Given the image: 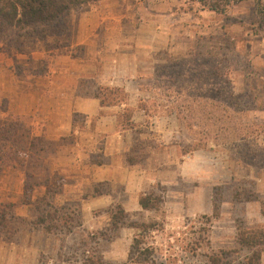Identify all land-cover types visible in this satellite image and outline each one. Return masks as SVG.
Returning <instances> with one entry per match:
<instances>
[{"label":"crops","instance_id":"0c3cea01","mask_svg":"<svg viewBox=\"0 0 264 264\" xmlns=\"http://www.w3.org/2000/svg\"><path fill=\"white\" fill-rule=\"evenodd\" d=\"M118 1L102 0L73 12L67 35L59 41L65 47L60 50L63 54L59 48L46 49L39 43L23 52L4 51L0 45V117L25 119L32 137L56 145L43 155L42 167L31 169L34 180L40 182L33 184L30 202L55 189L54 203L77 207L82 228L89 232L108 227L106 211L115 205L132 215V221L140 215L149 219L153 215L143 209L141 199L152 188L169 185L181 193L184 171L190 169L191 184L197 185L202 179L200 160L220 164L212 151L215 140H210L205 153L199 149L184 152L185 145L194 142L191 136L183 140L184 124L166 123L165 115H151L143 108L154 99L152 78L166 58L153 55L155 26L148 25L147 34L140 31L137 41L128 35ZM105 89L117 90L124 98L104 104ZM126 112L131 113L129 118ZM238 128L226 131L229 138L217 142L224 149L223 182L231 188L226 202L228 223L235 231L234 216L240 207L247 226L264 229V167L258 165L256 143L250 144V136L247 141L248 127ZM248 143L255 149L250 155L244 153ZM26 175L27 170L5 169L0 179V203L14 206L23 218L29 216V206L23 202ZM206 177L208 188L215 191L220 176L211 173ZM245 183L256 198L236 205L234 195ZM174 205L180 217L183 205ZM137 235L135 228H123L106 251L101 247L104 260L125 261ZM60 241L36 232L28 233L21 244L0 242V264H39L42 254L52 264L60 252Z\"/></svg>","mask_w":264,"mask_h":264},{"label":"rangeland","instance_id":"374dc122","mask_svg":"<svg viewBox=\"0 0 264 264\" xmlns=\"http://www.w3.org/2000/svg\"><path fill=\"white\" fill-rule=\"evenodd\" d=\"M207 1L211 3L215 0ZM118 2V9L123 10L120 14L121 23L127 27L128 35H131L135 41L138 40L140 31L148 33L151 29L148 25L156 27L152 33L154 36L152 42L156 47L153 55L156 58H166V61L171 64L177 62L175 68L169 70L170 75L179 72L180 69L187 71L193 66L196 68L197 65L208 63L209 68L207 67L208 70L205 72L210 76L217 63L221 62V72H225L230 78L229 90L240 95H249L242 98L241 109L244 110L241 113L242 123H246L248 127L247 141L249 142L250 136V144L256 143L257 156H261L257 158L258 165L264 167V80H262V77L264 78V21L258 12L256 0L233 2L225 7L222 13L203 6L200 0H119ZM262 2L264 5V0ZM84 8L88 6L82 9ZM27 45L24 46V51ZM1 50L10 49L3 47ZM187 79L185 76L177 78L175 84L177 91L175 87L170 88L171 83L167 81L164 84L166 88L159 92L162 106L160 115H165L166 123H209L212 119L216 121L215 123H222V117L218 113L208 111L204 102L199 101L195 113L189 111V106L185 109L187 91H179V85L188 83L191 88H196L193 85L194 82L191 85V82L186 81ZM174 102L176 105L179 103L183 109V121L173 111ZM183 134L184 141L191 139L185 128ZM251 134H258L257 138L251 137L253 136ZM220 140L218 142L222 143L223 140ZM214 142L220 146L215 145L212 149L216 153L215 162L218 161L220 164H207L205 158L200 160L198 173L202 179H199L197 185L191 184L194 176H191L190 169L184 171L183 183L181 187L179 186L181 193H175L174 186L160 185L164 189V207L160 213H151L153 215L151 218L156 219L158 227L145 237L143 248L146 250L142 253L143 255L138 254L140 261L130 260L129 251L125 261L104 260L105 264H226L232 262V264H238L241 259L238 257L240 260H236L237 255L230 254L229 258H225L223 254L225 251L230 253L236 249L235 239H228L235 238V231L228 223L230 217L226 202L230 199L231 188L229 184H224L222 178L223 144H217L216 140ZM250 144H247L246 152H244L247 155L255 150ZM199 150L206 152L205 149ZM211 173L220 176L216 179V183L217 180L220 182L216 184L215 191L208 188L211 186L206 180V176ZM179 187L177 185V189ZM217 193L219 196H216ZM214 197L222 199L217 208L213 206ZM174 203L183 205L180 217L178 209L177 211L174 209ZM207 207L209 213L206 212ZM133 242L134 240L129 250ZM108 246H104L103 250L106 251Z\"/></svg>","mask_w":264,"mask_h":264},{"label":"trees","instance_id":"16d2710c","mask_svg":"<svg viewBox=\"0 0 264 264\" xmlns=\"http://www.w3.org/2000/svg\"><path fill=\"white\" fill-rule=\"evenodd\" d=\"M100 1L102 0H0V45L6 49L15 48L23 52L26 44L29 46L39 43L43 44L46 49L59 48V52L63 54L64 52L60 50L64 49L59 45V41L69 30L70 15L86 5H98ZM241 1L244 0H215L211 3L207 0H200V3L212 11L222 13L225 11V7L231 3ZM256 4L264 21L262 0H256ZM166 63V65L161 64L156 68L151 87L154 99L143 104L145 110L151 115L159 114L162 110L159 92L166 88L165 82H170V88L175 87L177 91L178 88L175 85L177 78L185 76L186 79L188 78L186 81L191 82V85L194 82L193 85L196 87L191 88L188 83L179 85V91H187L185 109L189 106V111L195 113L200 101L206 104L208 111L214 114L218 113L222 117V123H215L214 119L209 123H183L194 140L193 143L185 145L184 152L207 149L210 140L218 142L220 139H228L229 136L225 135L226 131L238 130V125L241 130L247 128L245 123H242L241 113L244 110L241 109V105L242 98L249 95H240L229 90L230 78L226 76L225 72H221L220 61L210 76L205 72L209 68L208 63L197 65L198 69L194 66L187 71L180 69L179 72L171 75L169 70L175 68L177 62L171 64L166 61ZM262 80H264L263 77ZM101 98L104 99L105 104L108 101L114 102L117 99H123L124 96L117 90L105 89ZM178 105L179 103L176 105L174 102L173 111L183 121V109H181V105ZM130 114L126 112L125 118H129ZM125 121L130 123L128 119ZM25 123V119L22 118L0 117V177L5 169L27 170L23 202L29 206V216L23 218L16 214L14 206L0 203V242L21 244L28 233L45 232L61 240L60 252L52 264H62V262L105 264L104 257L101 255V247L110 245L120 236L121 230L129 226L138 231L129 258L138 262V254L140 255L146 250L143 248L145 237L158 227L156 219L151 217L144 219V216L140 215L137 220L132 221V215L125 213L121 206L115 205L106 211L110 217L108 227L102 231L89 232L82 228L81 214L77 207H59L54 203L53 198L58 194L55 189L52 188L42 199L30 202L33 184L40 182L39 178L34 180L35 177L31 174V169L42 167L43 155L46 156L52 148L54 150L56 145L49 144L44 139L32 137ZM41 183L47 184V180L42 179ZM241 188V191L234 195L236 205H239V202L244 203V201L256 198V194L253 193L249 184L245 183ZM163 190V187L157 185L141 199V205L146 212H161L164 207ZM216 196L219 194L217 193ZM221 200V198L214 197L213 206L219 207ZM241 210L240 207H237L234 216L236 249L230 253L223 252L224 257L229 258L230 254H235L237 255L236 260L241 259L238 264H262L264 229L247 226L244 218L239 214ZM39 264H50V257L42 254Z\"/></svg>","mask_w":264,"mask_h":264}]
</instances>
